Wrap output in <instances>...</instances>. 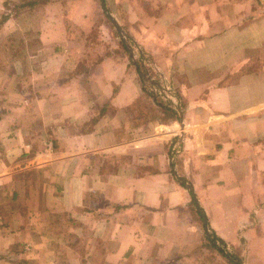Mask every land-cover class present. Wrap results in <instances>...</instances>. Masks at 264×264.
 Wrapping results in <instances>:
<instances>
[{
    "label": "crops",
    "instance_id": "0c3cea01",
    "mask_svg": "<svg viewBox=\"0 0 264 264\" xmlns=\"http://www.w3.org/2000/svg\"><path fill=\"white\" fill-rule=\"evenodd\" d=\"M158 1L141 43L168 124H139L135 66L24 68L0 39V264H230L205 224L264 264V0Z\"/></svg>",
    "mask_w": 264,
    "mask_h": 264
},
{
    "label": "rangeland",
    "instance_id": "374dc122",
    "mask_svg": "<svg viewBox=\"0 0 264 264\" xmlns=\"http://www.w3.org/2000/svg\"><path fill=\"white\" fill-rule=\"evenodd\" d=\"M22 1L25 0H6L5 10L0 14V18L7 14L11 22L0 26V39L10 36L8 41L14 46L12 52L17 55L15 58H9V62L13 59L20 60L24 68L26 65L32 67L49 62L52 66L68 65L95 70L106 55L114 56V59L132 70L134 62H138L139 66H144L148 82L158 78V72L153 67L155 62L144 51L141 43H145L144 37L155 40L163 33L159 22L147 21L149 17L153 20L162 11L160 6L156 9L153 7L155 0H105L108 11L102 7L100 0H36V5L39 6L34 9L15 10V5L21 4ZM47 1H50L49 4L44 6L42 3ZM158 2L161 3V0ZM139 5L142 9L138 8ZM150 27L151 31L144 32L145 28ZM129 38L133 42L129 41ZM28 53L40 56L32 58ZM141 55L145 60L140 61ZM4 62H7L6 59ZM13 71L10 64L7 74L17 78V74L13 76ZM171 91L174 94L175 88ZM161 94L163 99L169 98L164 91ZM146 101L151 102L149 99ZM152 108L156 110V107L148 103L146 106H140L145 117L138 120L139 124L143 120H152ZM48 142L46 139L42 144L37 142V148L40 145L44 149ZM52 220V226L46 232L57 236L59 223L64 217L54 216ZM73 244L77 242L74 241Z\"/></svg>",
    "mask_w": 264,
    "mask_h": 264
},
{
    "label": "trees",
    "instance_id": "16d2710c",
    "mask_svg": "<svg viewBox=\"0 0 264 264\" xmlns=\"http://www.w3.org/2000/svg\"><path fill=\"white\" fill-rule=\"evenodd\" d=\"M50 2V1H49ZM49 2H44L42 3L44 6L49 4ZM102 7L106 9V4H105V0H100ZM37 2L36 0H25L24 2L22 1L21 4L19 5H15V10L17 9L18 11L21 10H31L34 9L35 7L39 6L36 5ZM41 6V5H40ZM108 11V10H107ZM8 15H2L0 18V26L5 24L6 21L8 20ZM129 41H132V39L129 38ZM133 42V41H132ZM122 44V43H121ZM124 46V45H123ZM140 54H142L140 52ZM145 59H143L142 55L140 57V61H143ZM133 64V63H132ZM139 63H135L134 62V66L136 68V72L138 74L140 83H141V89H142V96H141V100L142 98L147 100V99H151V101H153L156 110H151V112L153 113V118H151V121H155L161 124H168L172 121H179L180 120V116L178 114V110L177 107L169 104L168 102H161L160 100H158V97L161 98L162 95L160 94V89L157 87V83H159L158 78H155L152 80V82H148L146 80V75L147 72L144 68V66H139ZM147 82L149 83L148 86L146 85ZM159 90V91H158ZM140 102V99H139ZM143 102V101H142ZM141 106V105H140ZM137 116L138 118L142 117L144 119L145 114L144 112H142L141 110H137ZM142 118H140L139 120H141ZM144 122L146 120H143ZM150 121V120H147ZM179 183L183 186H185L187 189H189V192L191 194L192 199L194 200V195L192 190L190 189V184L183 180V179H178ZM199 213H201V211H199ZM202 218L204 219V215L202 214ZM204 230H205V237L209 243V246L211 248L216 249V251H218L219 254H221V256H223L230 264H242V261L237 258L234 254H229L226 251H224L221 247H224L223 242L215 235V233L209 229L208 225L205 224L204 226ZM219 243V244H217ZM221 246V247H220Z\"/></svg>",
    "mask_w": 264,
    "mask_h": 264
}]
</instances>
